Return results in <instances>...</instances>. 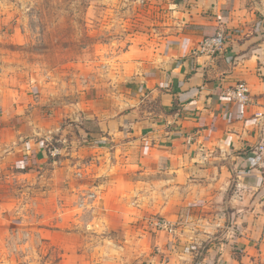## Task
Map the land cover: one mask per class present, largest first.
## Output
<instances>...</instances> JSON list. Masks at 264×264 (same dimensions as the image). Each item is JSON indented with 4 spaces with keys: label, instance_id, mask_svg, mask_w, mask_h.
Wrapping results in <instances>:
<instances>
[{
    "label": "rangeland",
    "instance_id": "rangeland-1",
    "mask_svg": "<svg viewBox=\"0 0 264 264\" xmlns=\"http://www.w3.org/2000/svg\"><path fill=\"white\" fill-rule=\"evenodd\" d=\"M152 10L148 0H0V110L33 103L56 163L50 171H0V201H23V226L54 239L19 242L11 231L2 248L12 256L4 260L62 264L63 253L84 248L85 259L99 264H235L240 257L247 244L238 212L225 205L229 194L208 207L214 194L199 198L190 178L165 182L96 148L97 114L126 92L131 46L160 35ZM160 216L175 223L172 234L155 228ZM39 249L48 253L27 255Z\"/></svg>",
    "mask_w": 264,
    "mask_h": 264
},
{
    "label": "crops",
    "instance_id": "crops-1",
    "mask_svg": "<svg viewBox=\"0 0 264 264\" xmlns=\"http://www.w3.org/2000/svg\"><path fill=\"white\" fill-rule=\"evenodd\" d=\"M148 2L160 16V35L131 46V71L122 77L126 92L114 93L111 110L97 114L96 148H111L120 163L159 172L165 182L190 178L200 187L199 198L214 194L208 207L229 194L225 205L238 212L239 239L247 244L233 263L264 264V0ZM240 81L249 87L246 103L226 95ZM37 109L32 103L0 110V171L56 167L48 138L39 136ZM24 209L20 199L0 201V264H13L2 248L11 231L17 230L19 242L32 236L43 245L54 242L45 228L28 232ZM46 252L27 255L43 258ZM90 254L87 248L66 251L62 264L73 257L83 264ZM18 258L14 264H23Z\"/></svg>",
    "mask_w": 264,
    "mask_h": 264
},
{
    "label": "built area",
    "instance_id": "built-area-1",
    "mask_svg": "<svg viewBox=\"0 0 264 264\" xmlns=\"http://www.w3.org/2000/svg\"><path fill=\"white\" fill-rule=\"evenodd\" d=\"M226 95L232 100L246 103L249 101L248 84L245 81H240L234 87L229 88L226 92ZM153 223L155 228L169 234H172L176 230L175 223L163 216L155 218V221Z\"/></svg>",
    "mask_w": 264,
    "mask_h": 264
}]
</instances>
